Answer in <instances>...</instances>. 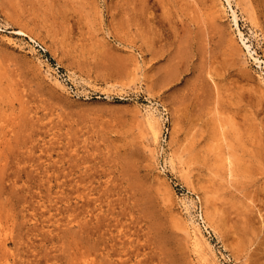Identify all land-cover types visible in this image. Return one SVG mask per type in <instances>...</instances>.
<instances>
[{
    "label": "rangeland",
    "instance_id": "rangeland-1",
    "mask_svg": "<svg viewBox=\"0 0 264 264\" xmlns=\"http://www.w3.org/2000/svg\"><path fill=\"white\" fill-rule=\"evenodd\" d=\"M0 264H264V0H0Z\"/></svg>",
    "mask_w": 264,
    "mask_h": 264
},
{
    "label": "bare ground",
    "instance_id": "bare-ground-1",
    "mask_svg": "<svg viewBox=\"0 0 264 264\" xmlns=\"http://www.w3.org/2000/svg\"><path fill=\"white\" fill-rule=\"evenodd\" d=\"M233 16H234V19H235V15H234V13H233Z\"/></svg>",
    "mask_w": 264,
    "mask_h": 264
}]
</instances>
